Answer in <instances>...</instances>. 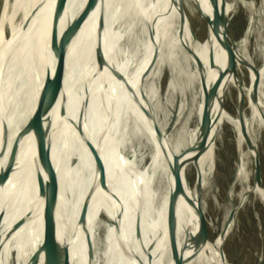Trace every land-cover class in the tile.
Listing matches in <instances>:
<instances>
[{"label":"bare ground","instance_id":"bare-ground-1","mask_svg":"<svg viewBox=\"0 0 264 264\" xmlns=\"http://www.w3.org/2000/svg\"><path fill=\"white\" fill-rule=\"evenodd\" d=\"M77 1L0 0V108L47 94L57 26ZM194 3L205 22L202 36L182 11V0H90L82 43L85 84L110 106L119 125V146L107 150L87 183L85 220L95 264H230L225 255L230 222L216 226L196 205L213 176L224 121L235 122L244 141L253 117L264 118V62L255 66L237 50L226 0ZM127 10L131 24L138 25L134 52L121 24ZM165 48L175 56L184 51L199 82L192 120L179 134L169 127L173 115L162 101L154 103L147 81L150 61ZM166 62L179 79L177 63L161 55L159 66ZM62 64L60 59L57 91L47 107L30 116L0 117V264H64L70 250L71 264H85L81 251H73L67 184L76 188L102 127L83 113ZM239 65L249 71L248 85ZM229 83L241 102L248 98L249 115L226 109ZM27 174L34 179L25 191L35 204L31 212L17 207L24 194L15 193ZM136 177L141 193L135 200Z\"/></svg>","mask_w":264,"mask_h":264},{"label":"rangeland","instance_id":"rangeland-1","mask_svg":"<svg viewBox=\"0 0 264 264\" xmlns=\"http://www.w3.org/2000/svg\"><path fill=\"white\" fill-rule=\"evenodd\" d=\"M226 1L230 6L228 12L229 32L233 43L252 64L261 66L264 62V0ZM182 8L190 24L200 32L198 35H204L205 22L199 14L194 0H182ZM131 15V11L127 10L121 24L124 25L125 40L127 42L131 40V50L134 52L133 47L139 48L140 37L135 35L138 32V25L131 24L133 18ZM175 19L176 16L173 14L172 24L175 23ZM164 45L167 47V44ZM167 50V48L159 49L156 56L150 61L151 72L147 81L151 92L155 94L154 103L162 104L163 109L173 115L169 127H174V132L179 134L184 130V125L192 120L199 82L192 67L188 65L184 51H179L175 56L166 52ZM161 55H165L177 63V71L181 75L179 79H176L171 63L166 62L159 66L158 61ZM237 70L244 83L248 85L250 81L248 69L239 65ZM154 72L158 75L156 78L153 77ZM176 80L180 81V87L176 86ZM160 101H162L161 104ZM126 104L129 109L128 100ZM224 104L232 115L239 114L240 108L244 110L245 115L250 113L248 98L245 96L241 102L236 88L230 83L226 87ZM260 107L264 113L263 95L260 97ZM133 125L136 126L134 120ZM117 126L119 133L118 122ZM217 153L213 176H210L206 181V186L200 194L196 207L198 211L206 212L216 226H220L225 221L230 222L225 239V255L230 264H264V118L259 115L253 117L251 135L244 141L238 139L235 122L225 120L217 143ZM22 174H25V169L16 174L17 183ZM189 177L193 184L195 175L191 173ZM33 180L32 176L27 174L24 177L23 187L15 190L16 195L20 192L24 194L21 195L23 198H19L17 202V207L20 206L23 211L28 209L31 212L35 205L31 200L29 202V199L25 198L26 187L32 185L30 182H34ZM7 183H12V180ZM54 183V192L56 193L55 189L58 185L56 178ZM134 191L136 200V194L138 198L141 193L138 177L135 178ZM38 216L41 217L40 211ZM40 222L41 218L37 223ZM73 235L72 225L73 251L80 250L75 249Z\"/></svg>","mask_w":264,"mask_h":264},{"label":"water","instance_id":"water-1","mask_svg":"<svg viewBox=\"0 0 264 264\" xmlns=\"http://www.w3.org/2000/svg\"><path fill=\"white\" fill-rule=\"evenodd\" d=\"M89 6L90 0H78L75 8L66 12L58 23L56 39L48 58L47 77L45 79V86L49 88L47 94L42 99L32 103L25 101L15 103L10 107H2L0 108V117L7 113L30 116L47 107L57 91V80L59 79L57 64L62 59V73L65 74V77H71L77 90L83 113L92 123L99 124L102 127L100 140L84 167L76 188H71L67 184L71 201L69 209L73 225L75 249H80L85 264H95L85 220L87 183L107 150L114 151L119 146V137L117 121L110 106L104 104L98 94L85 84L86 77L82 64V43ZM58 180L59 175L57 174L56 183H58ZM70 255L71 252H69L64 264H71Z\"/></svg>","mask_w":264,"mask_h":264}]
</instances>
